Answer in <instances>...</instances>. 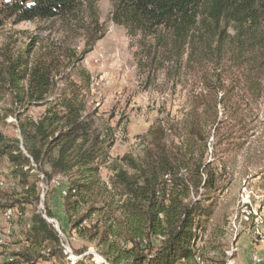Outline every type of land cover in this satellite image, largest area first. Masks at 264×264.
<instances>
[{
	"label": "trees",
	"instance_id": "1",
	"mask_svg": "<svg viewBox=\"0 0 264 264\" xmlns=\"http://www.w3.org/2000/svg\"><path fill=\"white\" fill-rule=\"evenodd\" d=\"M88 3L92 7L88 0H10L0 3V27L8 16L17 23L74 19ZM92 14L91 24L97 26L94 8ZM111 21L145 45L151 40L149 53L161 50L162 64L172 62L177 78L182 69L202 71L203 94L180 121L183 131L177 139L172 138L177 122L158 120L140 156L113 159L111 135L97 126L83 86L65 74L78 69L92 47L79 57L49 49L33 62L30 48L16 57L5 51L0 94L15 106L10 116L20 138H9L0 129V159L7 160L22 192L0 190V208H17L20 218L25 206L34 208L24 246L13 253L14 264L67 255L50 223L56 217L49 204L45 214L39 210V184L48 189L58 177L67 181L64 211L70 230L94 244L108 264L194 260L201 225L214 212L216 177L204 163V131L218 129L220 113L227 117L247 100L259 103L264 97V0H114ZM18 106L46 108L33 119ZM5 118L0 111V127ZM103 168L111 173L107 182Z\"/></svg>",
	"mask_w": 264,
	"mask_h": 264
},
{
	"label": "rangeland",
	"instance_id": "2",
	"mask_svg": "<svg viewBox=\"0 0 264 264\" xmlns=\"http://www.w3.org/2000/svg\"><path fill=\"white\" fill-rule=\"evenodd\" d=\"M8 1L0 0V3ZM88 1L92 7L86 4L69 20L17 23L15 17H6L0 27V61L5 51L16 57L20 53L25 55L30 48L29 60L33 62L49 49L62 48L79 57L92 47L78 69L66 70L65 74L83 86L88 106L96 110L97 126L111 135L108 149L111 158L140 156L145 136L158 120L169 125L177 122L176 132L171 136L177 139L183 131L180 121L194 106L197 95L203 94L199 79L202 71L182 69L177 78L172 62L162 64L161 50L157 53L151 48L149 53L151 40L145 45L139 37H130L125 28L111 21L114 0ZM93 8L97 26L91 24ZM101 35L103 38L92 46ZM14 107L9 96L0 94V111L7 117L0 129L9 138H20L17 121L10 116ZM17 108L25 117L38 119L46 107ZM221 114L218 129L215 126L204 131L208 148L204 163L216 177L214 212L201 225L203 230L199 231L194 260L179 264H229L231 261L237 264V243L243 254L250 252L252 263L256 264L252 258L258 257L254 254L264 247L259 234L253 233V227L256 225V230H260L264 221V97L259 103L247 100L237 107V113L231 112L227 117ZM198 142V148L202 149L203 141ZM10 171L7 160L0 159V190L21 193V186ZM110 174L107 168L101 170L104 182ZM38 191L39 210L45 214V203L49 204L56 217L55 223H51L59 231L62 243L71 249V253L65 249V258L39 264H108L94 244L80 239L67 224L64 211L67 181L58 177L48 189L40 183ZM12 210L13 215L8 217L0 208V264H14L13 253L24 246L25 226L34 213L31 205L24 207L23 218L19 217L17 208ZM84 249L88 252L78 255Z\"/></svg>",
	"mask_w": 264,
	"mask_h": 264
},
{
	"label": "crops",
	"instance_id": "3",
	"mask_svg": "<svg viewBox=\"0 0 264 264\" xmlns=\"http://www.w3.org/2000/svg\"><path fill=\"white\" fill-rule=\"evenodd\" d=\"M260 224H262V223H260ZM255 226L253 227L254 236H255V233L259 234V238L261 239V240L259 239L260 240V243H262V242L264 243V226L260 225L259 226L260 227V230H256V227ZM244 237L245 236L241 237V240H243ZM241 248L242 247L239 248V243H237L236 250L239 253V257H237L238 259H236L237 260V264H254V263H252V260L250 258V255H251L250 252H248L245 255V254L242 253ZM238 253H237V256H238ZM254 255H257L260 258V262H258L256 264H264V247L259 248L258 251L256 252V254H254ZM252 259H254V257Z\"/></svg>",
	"mask_w": 264,
	"mask_h": 264
},
{
	"label": "bare ground",
	"instance_id": "4",
	"mask_svg": "<svg viewBox=\"0 0 264 264\" xmlns=\"http://www.w3.org/2000/svg\"><path fill=\"white\" fill-rule=\"evenodd\" d=\"M5 215L8 216V217L12 216V215H13V210H12V209H8V210H6V211H5ZM249 215H250V214H249ZM246 218H247V217H246ZM248 218H249V216H248ZM248 220H249V219H248ZM248 220H247V221H248ZM256 221H257V220H256ZM262 238H263V237H262ZM62 246H63V244H62ZM63 248L66 249V250H68V251L71 253V251H70L69 249H67L65 246H63ZM234 251H235V250H234ZM231 260H232V259H231ZM229 264H234V263H233V261H231V262H229Z\"/></svg>",
	"mask_w": 264,
	"mask_h": 264
},
{
	"label": "built area",
	"instance_id": "5",
	"mask_svg": "<svg viewBox=\"0 0 264 264\" xmlns=\"http://www.w3.org/2000/svg\"><path fill=\"white\" fill-rule=\"evenodd\" d=\"M51 222L55 223L54 220L50 219V223H51ZM262 222H263V226H264V221L262 220ZM58 232H59V231H58ZM258 243H259V242H258ZM63 246H65L67 249H69V250L71 251V249H70L68 246H66L65 244H63ZM254 260H255L256 262H260V259H259L258 257H254Z\"/></svg>",
	"mask_w": 264,
	"mask_h": 264
}]
</instances>
